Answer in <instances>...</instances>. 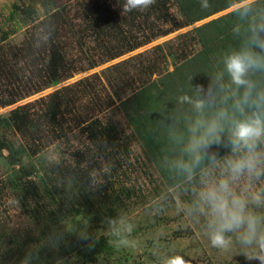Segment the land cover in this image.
<instances>
[{"label": "trees", "instance_id": "1", "mask_svg": "<svg viewBox=\"0 0 264 264\" xmlns=\"http://www.w3.org/2000/svg\"><path fill=\"white\" fill-rule=\"evenodd\" d=\"M246 1L206 0L209 6L202 7V0H155L148 9L133 11L125 10V0H24L12 5L8 21L33 22L34 26L16 48L4 47L9 30L0 36V110L10 107L0 114V158L7 167L0 176V201L7 194L26 207L31 203L27 212L40 226L38 234L28 240L15 233L0 234V246L8 236L6 254L12 264H21L28 255L30 264H56L80 248L97 256L117 252L106 245L105 238L96 241L89 232L73 233L84 230V225L78 229L66 226L68 220L82 215V221L93 229L105 228L106 219L117 216L132 190L108 187L107 183L92 187L93 165L84 152L74 153L75 169L66 165L63 173L57 164L43 160V151L51 141L79 129L100 151L111 146L127 153L125 135L112 122L104 125L98 116L110 111L127 87L137 84L136 91L120 101V110L126 113L132 135L147 159L161 171L169 187L188 180L174 168V161L181 155L180 135L186 138L189 123L198 115L195 85L207 87L223 72L225 54L248 41L252 26L264 23V0H252L179 34L174 39L187 40L182 48H171L170 39L45 96L16 104ZM172 4L181 15L178 21L169 12ZM80 37L92 38L97 57L72 58L68 50ZM250 79L257 91L264 90V72ZM224 83L230 84L226 73ZM222 95L205 109L206 116L221 107L231 110V100L227 105L219 103ZM213 151L221 159L229 154L223 146ZM82 162L89 164L82 168ZM109 179V174L103 175V182ZM85 236L89 239H83Z\"/></svg>", "mask_w": 264, "mask_h": 264}, {"label": "rangeland", "instance_id": "2", "mask_svg": "<svg viewBox=\"0 0 264 264\" xmlns=\"http://www.w3.org/2000/svg\"><path fill=\"white\" fill-rule=\"evenodd\" d=\"M251 1L234 5L226 11L157 39L149 45L119 59L76 74L73 78L62 82L56 87L48 88L19 101L16 106L45 96L60 86L79 81L111 64L132 57L170 39H173V43L170 45L171 48H182L187 40L174 39L176 36ZM21 2H24V0H0V36L7 30L11 32L4 43V47L16 48L20 46L29 31H33V22L24 23L23 21H18L14 23L8 21L12 5ZM169 12L176 21L181 19L179 10L174 4L170 6ZM164 27L167 28V25ZM194 48L198 50L199 45ZM95 50H97V47L92 38L85 39L80 37L72 42V46L68 51L73 55L72 58L79 59L81 57H90L91 55L97 57ZM169 69L171 70L172 67H169ZM155 78L157 79V76ZM136 86L137 84L124 89L120 93L119 99H116L114 106L110 108V111L98 114V116L100 115L99 117H102L104 125L112 122L120 133L125 135L124 141L128 144L127 153L126 151L117 152L118 149L111 146H107L103 151H100L97 145H92L86 135L80 132L79 129L69 131L67 136L61 140L51 141L43 151V160L47 164H57L63 173H65L64 167L66 165L74 168L77 159L74 153L77 151L84 152L87 160L92 163L93 170L99 171L102 179L103 175H110L109 182H102L100 185L107 183L108 187L113 186L116 189L130 188L132 190V194L124 201L125 207L118 210L117 215H124L134 225V230L129 239L134 241L135 244L134 246L116 245L108 233L107 225L103 229H93V226L82 221V215H79L68 220L70 223L66 228L75 227L78 229L79 225H84V230L79 229L73 233L78 235L89 232L95 235L96 241L105 238L107 239L106 245L115 247L117 252H108L109 254L106 252L107 254L97 256L87 248H80L70 256L61 258L56 264H165V261L173 256L182 257L186 264H250L244 257V250L238 245L233 246L229 251H222L212 247L205 235L202 218L195 213L188 215L187 210L193 205L195 193L199 188V176L197 175L192 181L186 180L182 184L169 187L161 171L152 161L147 159L144 148L137 138L132 135V128L126 113L120 110L121 104H119L120 101L127 99L132 92L136 91ZM9 109L10 107L1 109L0 114L7 112ZM87 147L89 149L86 151ZM88 164L82 162L80 167L85 168ZM6 172L7 167L0 158V176H3ZM76 172L79 173L78 171ZM97 185L92 184V187H97ZM11 201L13 199L7 194H4L0 201V234L8 233V235H13L15 233L23 240H28L33 235L36 236L40 226L32 220L27 212L31 208V203L28 202L26 207V205L14 204ZM2 241L6 244L0 246V264H12V259L6 254L9 251L8 248H10V245H7L8 236H4ZM33 246L34 243H30V247ZM252 264H256V262H252Z\"/></svg>", "mask_w": 264, "mask_h": 264}, {"label": "clouds", "instance_id": "3", "mask_svg": "<svg viewBox=\"0 0 264 264\" xmlns=\"http://www.w3.org/2000/svg\"><path fill=\"white\" fill-rule=\"evenodd\" d=\"M154 3L155 0H125L124 8L146 10ZM208 6L202 0V7ZM250 32L246 43L225 54L222 73L207 87L195 85L198 98L194 107L198 115L189 123L186 138L179 137L181 155L174 161V168L189 181L199 176V188L187 212L202 218L211 246L229 251L238 245L250 264H264V90L257 91L256 83L250 79L264 72V23L252 26ZM51 34L52 28L48 39ZM225 73L230 84L224 83ZM219 94H224L219 103L227 105L232 101L231 110L221 107L206 116L205 109L217 103ZM218 146L228 148L229 155L221 159L213 151ZM90 179L93 185L103 182L97 170L90 173ZM106 223L113 243L134 246L129 239L134 225L124 215L109 217ZM30 260L28 255L21 264H30ZM165 264L186 261L173 256Z\"/></svg>", "mask_w": 264, "mask_h": 264}]
</instances>
